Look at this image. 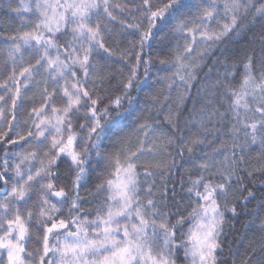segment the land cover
I'll return each mask as SVG.
<instances>
[{"label": "snow or ice", "instance_id": "obj_1", "mask_svg": "<svg viewBox=\"0 0 264 264\" xmlns=\"http://www.w3.org/2000/svg\"><path fill=\"white\" fill-rule=\"evenodd\" d=\"M0 41V264H264V0H19Z\"/></svg>", "mask_w": 264, "mask_h": 264}, {"label": "trees", "instance_id": "obj_2", "mask_svg": "<svg viewBox=\"0 0 264 264\" xmlns=\"http://www.w3.org/2000/svg\"><path fill=\"white\" fill-rule=\"evenodd\" d=\"M9 2H11L13 7H17L19 6V0H0V17H4L8 14V4ZM253 33L249 32L247 33V35H245L243 32L237 36L234 37V40L236 41V43L231 44L230 46L233 48H238V47H243L244 44L247 43L248 37L252 36ZM0 47H3V41H0ZM159 52V48L157 45H153V49H152V57H153V61H155L157 59V55ZM156 67H158V65L153 67V73L156 70ZM125 73H127V69H124ZM147 91V90H146ZM191 106V105H189ZM12 150L14 151H19V148H13ZM0 155H2V153H0ZM233 224L235 225V230L231 233V235L229 236V239L232 240L233 238L237 239V243L233 244V251H235L237 249V247H239V242H238V238L240 236L245 235L246 233V228H245V224H246V220H241V221H233ZM242 251V249H241ZM225 259H229L231 257H229L227 249H225V256L223 257Z\"/></svg>", "mask_w": 264, "mask_h": 264}]
</instances>
